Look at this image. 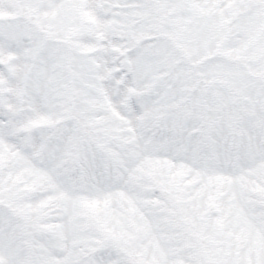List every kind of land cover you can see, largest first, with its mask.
Masks as SVG:
<instances>
[{
  "label": "snow or ice",
  "instance_id": "6c2138e0",
  "mask_svg": "<svg viewBox=\"0 0 264 264\" xmlns=\"http://www.w3.org/2000/svg\"><path fill=\"white\" fill-rule=\"evenodd\" d=\"M0 264H264V0H0Z\"/></svg>",
  "mask_w": 264,
  "mask_h": 264
}]
</instances>
